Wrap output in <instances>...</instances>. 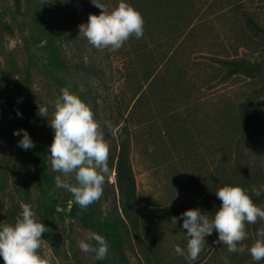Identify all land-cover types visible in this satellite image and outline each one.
<instances>
[{"label": "rangeland", "instance_id": "1", "mask_svg": "<svg viewBox=\"0 0 264 264\" xmlns=\"http://www.w3.org/2000/svg\"><path fill=\"white\" fill-rule=\"evenodd\" d=\"M141 1L127 0L141 10L144 35L130 38L113 51L98 50L79 36V25L87 23L90 14L101 12L91 0H67L61 10L52 3L25 5L24 0L20 13L16 0H0V85L26 90L37 112L38 104L48 108V117L39 116V133L56 201L55 210L42 205L32 168L18 146L23 134L16 136L18 129L10 128L15 106L0 98V222L13 223L11 209L20 214V203L30 204L36 219L47 228L39 254L48 264H97L95 253L83 251L80 243L95 246V241L88 240L92 232L107 241L101 230L86 228L70 216L75 202L57 186V180L75 181L50 166L48 150L54 130L49 121L63 87L90 106L110 146L103 196L88 206L95 219L106 209L116 205L122 209L123 202L127 205V194L121 189L126 184H120L117 169L123 142L130 150L127 174L132 172L137 199L145 205L164 206L179 200L185 190L196 187L205 192L222 184L241 186L248 192L256 186L261 198L255 204L264 208V105L259 104L264 101V72L227 78V69L219 62L245 58L264 68L263 41L254 37L247 24V18L253 17L264 27V0H161L159 24L150 9H142ZM100 2L111 10L119 0ZM57 23L73 37L50 51L40 32L53 31ZM142 46L152 48L153 59L136 57L135 50ZM60 56L75 66L57 67L54 60ZM146 68L153 70V76L170 69L189 96L178 93L176 87L170 93H162L159 87L148 93L149 105L134 108L150 84ZM162 99L170 104H158ZM105 122L111 123V131ZM129 214L126 253L131 264H188L174 250L177 245L186 249L182 219L176 224L153 222L138 215L133 206ZM261 227L264 222L248 224V239L243 243L251 246ZM205 239L203 251L192 264H225V257L227 264H264V260L253 261L247 252L229 253L226 246L216 243L214 231ZM116 259L109 246L108 264H116ZM0 264H4L2 257Z\"/></svg>", "mask_w": 264, "mask_h": 264}, {"label": "clouds", "instance_id": "2", "mask_svg": "<svg viewBox=\"0 0 264 264\" xmlns=\"http://www.w3.org/2000/svg\"><path fill=\"white\" fill-rule=\"evenodd\" d=\"M44 3L52 2L45 0ZM91 3L101 12L99 15L90 14L87 23L79 25V36L94 48L115 51L130 38L139 39L144 35V18L127 0H119L111 10L100 0H91ZM60 92L49 121L54 130V139L48 150L50 166L64 177L74 179V183L58 179L57 186L68 191L81 208H87L103 196V186L110 172V146L101 134L90 106L68 87L61 88ZM37 115L48 117V108L38 104ZM105 125L112 130L110 122H105ZM21 133L23 135L18 146L24 150L34 148L35 143L27 130L18 129L14 135L20 136ZM251 193L260 195L256 186H252ZM215 195L221 204L213 219L210 220L198 208L186 210L180 217L172 218L175 224L179 219L183 220L182 228L188 237L186 249L177 245L175 252L192 264L203 251L205 238L215 230L218 233L216 243L226 246L229 253L247 252L253 261L264 260V227L257 230V238L251 246L243 243L248 239L246 226L264 222V208L255 204L249 192L241 186L219 187ZM20 208L22 211L14 224L0 222V257L4 264H48L47 259L39 254L47 228L36 219L30 204L21 202ZM88 240L95 241V246L81 241V249L94 252L98 260L105 259L109 248L106 239L92 232Z\"/></svg>", "mask_w": 264, "mask_h": 264}, {"label": "trees", "instance_id": "3", "mask_svg": "<svg viewBox=\"0 0 264 264\" xmlns=\"http://www.w3.org/2000/svg\"><path fill=\"white\" fill-rule=\"evenodd\" d=\"M24 0H16L17 11L22 12L25 5H28L29 2L32 3H43L45 0H27V3L24 5ZM52 2L53 7L57 8V10H61V7L64 0H50ZM143 1V2H142ZM141 4L144 5L142 9H150L152 11L153 17L156 18L154 20L156 24L161 22V0H142ZM147 1V2H146ZM67 3V2H64ZM146 3V4H145ZM137 6V5H136ZM135 6V7H136ZM54 8V9H55ZM141 10H139L140 12ZM151 17V18H153ZM247 24L254 37L263 41V49H264V27L258 24V22L253 17L247 18ZM42 38L47 41V49L50 51H54V49L60 48L67 40L72 39L73 35H69L67 29L61 26V23H57L55 25V29L50 31L49 29H45L40 32ZM179 49L176 51L178 52ZM136 57L141 58L145 56H149L150 59L154 58V53L152 52V48L144 47L135 50ZM176 53V52H175ZM164 58V57H163ZM226 69H227V78L232 76L233 74L242 73V72H260L261 74L264 72L263 65L261 63H254L249 59L241 58V59H221L219 61ZM54 64L59 68H68L72 65L75 66L76 63L69 64L62 56L54 60ZM168 73V76H167ZM166 72H161L160 74L152 75L153 70L145 69L144 74L146 80L150 79V84L148 86V90L146 89L141 93V95L137 98L136 103L134 104V108L138 109L140 105H149L151 103L149 92L158 91L159 87L160 91L165 93H170L172 88L176 87V91L178 93H184L189 96L187 91H184L182 85H179L176 80V74H172L170 69ZM170 73V74H169ZM172 79V80H171ZM154 95V93H153ZM0 98L10 104H14V110L10 115V128L13 129H24L30 134L31 139L35 143V147L29 150H24V157L29 162L32 168V177L34 179L35 185L42 196V205L45 209L55 210L56 201L53 194V182L52 175L47 167L45 161L44 150L41 145L39 126H40V117L37 115V109L32 101L31 96L26 90H22L20 86L10 87L9 84H1L0 85ZM175 98V97H174ZM177 98H175L176 100ZM164 101H159L158 104H165L168 106L167 99H162ZM179 101L176 100L175 103ZM170 104V103H169ZM260 105H264V101L259 102ZM18 112L20 115H18ZM133 120V119H132ZM178 121V117L174 120ZM135 122H141L134 121ZM118 162V178L120 180V184L122 185V181H125L126 185L121 187L122 191L127 194V205L126 202H123V208L121 209L119 206H114L112 208L104 210L100 219H95L93 212L91 209L81 208L79 205L74 203L70 208V216L76 217L80 220V222L91 230H101L107 238V242L116 255V264H131L130 260L127 256V247L129 244V229H128V220H130L131 216L129 214V207L136 210L138 215L142 218L153 221V222H162V221H172L173 217H180L181 213L185 212L189 209H200L203 213L210 215L214 218V214L216 209L220 206L221 201L216 197L215 191L219 187H223L224 185L218 184L214 185L213 188L202 191L198 190L194 187L192 190H185L181 193L180 199L172 202L170 204L164 206L150 207L138 201L136 196V183L133 177L132 172L127 174V155H130V150L128 144L121 143ZM125 187V188H124ZM252 196L254 203L259 201L261 196H256L249 192ZM264 194V193H263ZM11 217L13 219V223H15L16 217L19 215L15 209H11ZM137 225H140L137 220ZM215 237L218 240V233L214 230ZM97 264H108L106 258L103 260L96 259Z\"/></svg>", "mask_w": 264, "mask_h": 264}]
</instances>
